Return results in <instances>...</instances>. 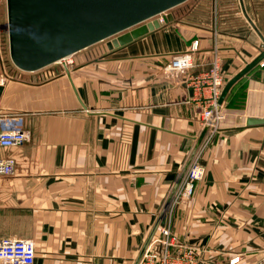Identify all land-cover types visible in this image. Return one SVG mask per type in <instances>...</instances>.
<instances>
[{
  "label": "crops",
  "instance_id": "crops-1",
  "mask_svg": "<svg viewBox=\"0 0 264 264\" xmlns=\"http://www.w3.org/2000/svg\"><path fill=\"white\" fill-rule=\"evenodd\" d=\"M242 3L264 39V0ZM169 13L172 22L101 58L79 50L31 71L29 85L1 86L0 114L12 118L0 127L27 138L0 149L14 158L13 173L0 175V238H29L31 264H130L203 126V96L185 75L216 53L226 82L264 49L238 0H194ZM192 38V66L162 74ZM261 61L226 91L223 119L192 159L202 178L166 210L179 243L208 264L233 254L234 264L264 263V124H241L264 118Z\"/></svg>",
  "mask_w": 264,
  "mask_h": 264
},
{
  "label": "water",
  "instance_id": "water-1",
  "mask_svg": "<svg viewBox=\"0 0 264 264\" xmlns=\"http://www.w3.org/2000/svg\"><path fill=\"white\" fill-rule=\"evenodd\" d=\"M185 0H5L8 55L19 70L31 72L62 61L95 42L114 36L106 42L108 49L123 46L159 28L162 22H172L168 9ZM241 13L264 45V39L245 13ZM264 57V49L223 85L217 100L220 105L230 85ZM66 70V68L64 67ZM0 86V91H1ZM205 121L188 152L160 210L152 222L137 254L130 264H137L158 226L165 223V213L184 173L193 159L207 130ZM242 125L264 124V118L244 117Z\"/></svg>",
  "mask_w": 264,
  "mask_h": 264
},
{
  "label": "built area",
  "instance_id": "built-area-1",
  "mask_svg": "<svg viewBox=\"0 0 264 264\" xmlns=\"http://www.w3.org/2000/svg\"><path fill=\"white\" fill-rule=\"evenodd\" d=\"M157 19L159 22H162L160 15L157 16ZM196 47L197 39L192 38L186 50L173 54L169 61L162 66L161 73L172 78L185 74L192 66L190 54L196 50ZM263 64L262 61L259 62V66H263ZM4 81L5 75L0 72V86H3ZM184 82L203 96L200 122L203 125L209 119L210 128L207 132L214 131L223 119L220 105L217 107V100L225 84L220 72L218 55L216 53L212 55L206 70L196 75H185ZM11 118L10 115L0 114V119H3L5 122H9ZM26 134L24 129H4L0 127V149L20 146L26 140ZM13 171L14 158L12 156H0V175H10ZM203 173V166L191 160L173 199H188L191 195L194 182L200 180ZM197 254L198 250L193 246L179 243L166 219L165 213L164 225L157 227L137 264H208L205 259H198ZM34 256L33 242L29 238H0V260L3 263L31 264ZM239 259V254H233L227 259V264H234ZM253 264L264 263L256 261Z\"/></svg>",
  "mask_w": 264,
  "mask_h": 264
},
{
  "label": "rangeland",
  "instance_id": "rangeland-1",
  "mask_svg": "<svg viewBox=\"0 0 264 264\" xmlns=\"http://www.w3.org/2000/svg\"><path fill=\"white\" fill-rule=\"evenodd\" d=\"M194 0H185L184 2L180 3L179 5H176L170 9H168L166 12H170L174 10L176 7L183 6L186 3L193 2ZM114 36L107 37L101 41L95 42L82 50L80 52L82 53H91V55L99 56L98 58H101L103 54L108 53L110 50L114 49H108L106 47V42L109 41L111 38H114ZM94 58V57H93ZM90 59V58H89ZM61 61L51 63L50 66H57L60 67ZM48 65V66H49ZM49 66V67H50ZM0 72L5 75V81L4 84H10L12 82H18L22 84L29 85L30 83L34 82L33 78L31 77V72H25L22 70L17 69L12 62L9 59L8 55V43H7V27H6V16H5V1H0ZM21 85V84H20Z\"/></svg>",
  "mask_w": 264,
  "mask_h": 264
}]
</instances>
